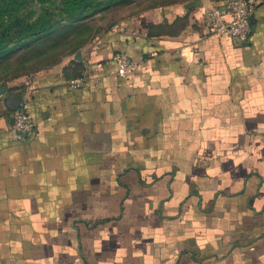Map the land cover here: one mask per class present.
Masks as SVG:
<instances>
[{"label": "crops", "instance_id": "obj_1", "mask_svg": "<svg viewBox=\"0 0 264 264\" xmlns=\"http://www.w3.org/2000/svg\"><path fill=\"white\" fill-rule=\"evenodd\" d=\"M217 5L118 21L0 88V264H264V0L246 45L209 30Z\"/></svg>", "mask_w": 264, "mask_h": 264}, {"label": "rangeland", "instance_id": "obj_2", "mask_svg": "<svg viewBox=\"0 0 264 264\" xmlns=\"http://www.w3.org/2000/svg\"><path fill=\"white\" fill-rule=\"evenodd\" d=\"M200 1L0 0V39L6 42L0 51V88L16 86L80 54L118 21L174 2ZM75 2H84L78 12ZM6 91L11 95L13 90Z\"/></svg>", "mask_w": 264, "mask_h": 264}, {"label": "built area", "instance_id": "obj_3", "mask_svg": "<svg viewBox=\"0 0 264 264\" xmlns=\"http://www.w3.org/2000/svg\"><path fill=\"white\" fill-rule=\"evenodd\" d=\"M261 2L262 0H222L206 12V24L211 32L227 35L246 45L252 34L253 15ZM112 62L118 78H127L138 69V63L123 51L116 52ZM9 125L19 140L30 139L36 131L35 122L23 107L12 112Z\"/></svg>", "mask_w": 264, "mask_h": 264}, {"label": "trees", "instance_id": "obj_4", "mask_svg": "<svg viewBox=\"0 0 264 264\" xmlns=\"http://www.w3.org/2000/svg\"><path fill=\"white\" fill-rule=\"evenodd\" d=\"M83 5H84V2H79V3L75 2L74 3V6L77 8V12L80 11V8H82ZM78 8H79V10H78ZM2 27H3V24H2V22H0V28H2ZM43 28L48 29V28H50V25L44 26ZM5 44H6L5 40L0 39V51H1V49L4 48Z\"/></svg>", "mask_w": 264, "mask_h": 264}, {"label": "water", "instance_id": "obj_5", "mask_svg": "<svg viewBox=\"0 0 264 264\" xmlns=\"http://www.w3.org/2000/svg\"><path fill=\"white\" fill-rule=\"evenodd\" d=\"M9 107L12 109V110H17L18 108V102L17 100H10L9 103H8Z\"/></svg>", "mask_w": 264, "mask_h": 264}]
</instances>
